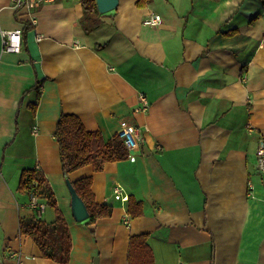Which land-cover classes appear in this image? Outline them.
<instances>
[{"label": "crops", "instance_id": "crops-1", "mask_svg": "<svg viewBox=\"0 0 264 264\" xmlns=\"http://www.w3.org/2000/svg\"><path fill=\"white\" fill-rule=\"evenodd\" d=\"M139 1L120 0L87 28L81 0L33 14L0 0L4 28L29 24L19 52L0 34V264H61L20 233L21 219L38 217L36 190L19 191L24 169L41 170L54 191L72 236L69 264H128L138 234L156 264H264V0ZM151 13L163 22L146 24ZM62 112L106 141L125 126L140 132L127 159L69 174L92 176L97 202L113 207L92 224L73 214L56 137ZM118 185L142 202L141 216L115 197ZM36 193L46 203L39 218L53 222Z\"/></svg>", "mask_w": 264, "mask_h": 264}, {"label": "trees", "instance_id": "trees-1", "mask_svg": "<svg viewBox=\"0 0 264 264\" xmlns=\"http://www.w3.org/2000/svg\"><path fill=\"white\" fill-rule=\"evenodd\" d=\"M148 0H140L144 5ZM84 8L82 23L85 27L100 23V12L96 0H81ZM23 31V43L25 33ZM43 80H37L32 89L41 94L40 87ZM36 110L37 105H31ZM56 137L60 145V156L66 180L69 174L85 165H92L94 171H102L107 162L121 161L129 157L130 152L119 135L106 141L100 131L88 130L82 120L73 113L62 112L57 124ZM93 177H86L72 181L74 188L85 202L89 217L85 219L87 224H92L100 218L110 217L113 207L109 204L98 203L92 189ZM36 190L46 199L48 204L55 209L56 219L48 223L39 217L20 220V233L29 235L41 250L42 256L57 261L61 264H69L72 250V236L62 211L59 209L55 194L47 183L46 177L39 169H24L21 174L19 191L31 192ZM128 213L135 218L143 214L142 202L134 196H129ZM128 264H156L152 247L148 243L147 234H138L131 237Z\"/></svg>", "mask_w": 264, "mask_h": 264}, {"label": "built area", "instance_id": "built-area-1", "mask_svg": "<svg viewBox=\"0 0 264 264\" xmlns=\"http://www.w3.org/2000/svg\"><path fill=\"white\" fill-rule=\"evenodd\" d=\"M54 0H12L13 7L16 11L21 12L23 9H27L29 13H34L44 4L53 2ZM35 20L34 18H32ZM163 22V17L157 13H151L145 20L146 24L149 25H159ZM23 27H18L15 29H6L2 26L0 17V34L2 37L3 46L6 50L12 52H19L23 48ZM142 101L144 102V108L147 107V101L145 100V95L140 94ZM249 130L252 127L249 126ZM119 136L123 140L125 146L128 150H133L138 147L139 140L141 139L140 132L136 126H125L119 131ZM257 161L258 168L261 173H264V137L259 138L257 147ZM123 188L118 185L115 188V197L117 199L125 200L128 198L127 195L122 194ZM31 206L35 209L38 217H41L42 212L46 208V203L40 202L38 194L36 192L31 193Z\"/></svg>", "mask_w": 264, "mask_h": 264}, {"label": "water", "instance_id": "water-1", "mask_svg": "<svg viewBox=\"0 0 264 264\" xmlns=\"http://www.w3.org/2000/svg\"><path fill=\"white\" fill-rule=\"evenodd\" d=\"M96 2L98 10L101 13H106L118 7L120 0H96ZM67 183L72 194V210L74 217L77 221H84L89 217L88 208L77 193L70 178L67 180Z\"/></svg>", "mask_w": 264, "mask_h": 264}, {"label": "rangeland", "instance_id": "rangeland-1", "mask_svg": "<svg viewBox=\"0 0 264 264\" xmlns=\"http://www.w3.org/2000/svg\"><path fill=\"white\" fill-rule=\"evenodd\" d=\"M0 255H1V252H0Z\"/></svg>", "mask_w": 264, "mask_h": 264}, {"label": "bare ground", "instance_id": "bare-ground-1", "mask_svg": "<svg viewBox=\"0 0 264 264\" xmlns=\"http://www.w3.org/2000/svg\"><path fill=\"white\" fill-rule=\"evenodd\" d=\"M36 192V191H35Z\"/></svg>", "mask_w": 264, "mask_h": 264}]
</instances>
